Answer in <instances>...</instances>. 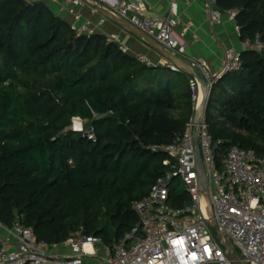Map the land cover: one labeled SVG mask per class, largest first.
<instances>
[{
  "label": "trees",
  "instance_id": "16d2710c",
  "mask_svg": "<svg viewBox=\"0 0 264 264\" xmlns=\"http://www.w3.org/2000/svg\"><path fill=\"white\" fill-rule=\"evenodd\" d=\"M217 7L240 11L241 41L264 44V0ZM241 59L212 88L206 123L221 152L263 157L264 49ZM191 80L101 34L78 36L45 2L0 0V222L20 220L48 244L81 230L124 239L140 223L134 204L166 173V156L149 147L171 144L194 116ZM75 119L96 141L70 130Z\"/></svg>",
  "mask_w": 264,
  "mask_h": 264
},
{
  "label": "built area",
  "instance_id": "2783aa9c",
  "mask_svg": "<svg viewBox=\"0 0 264 264\" xmlns=\"http://www.w3.org/2000/svg\"><path fill=\"white\" fill-rule=\"evenodd\" d=\"M25 1L30 5L56 4L58 16L70 17L71 28L78 36L94 35L109 23V16L100 11L104 10L138 28L175 55L183 38L192 30V26L179 17L176 3L171 4L167 14H160L154 12L146 0ZM86 9L100 14L97 22L84 17ZM206 13L212 25H219L226 17L241 37L238 9L222 11L217 7V0H210ZM106 38L130 54V48L120 35ZM241 44V52L226 50L218 71H213L205 62H192V67L209 88L212 89L223 76L241 69L242 52L264 49L259 37ZM137 58L147 66L158 65L145 56ZM162 65L179 70L168 60ZM190 86L195 115L201 88L193 77ZM193 131L194 116L186 132L171 144L149 147L166 156L163 161L166 173L145 199L134 204L140 223L124 239L106 244L81 230L61 244H48L40 241L34 229L24 226L20 220L12 226L0 222V264H233L214 239L206 218L196 170ZM85 135L96 141L92 130ZM199 144L220 233L246 264H264V156L238 145L221 152L222 141L214 140L206 120L200 126ZM178 190L181 196H174ZM181 202L183 204L179 205Z\"/></svg>",
  "mask_w": 264,
  "mask_h": 264
},
{
  "label": "crops",
  "instance_id": "0c3cea01",
  "mask_svg": "<svg viewBox=\"0 0 264 264\" xmlns=\"http://www.w3.org/2000/svg\"><path fill=\"white\" fill-rule=\"evenodd\" d=\"M209 1L146 0L153 11L160 14H167L171 8V4L176 3L178 5L179 17L183 23L192 26L191 32L187 33L183 38L176 56L190 65L194 61L205 62L213 71H218L226 50L234 49L241 52L242 41L236 34L234 25L226 17L222 18L219 25H212L210 23L209 15L206 13V5ZM84 17L97 22L100 14L92 13L90 9H86ZM62 18L69 23L72 21L66 15H62ZM96 34H101L105 37L120 35L123 42L130 48L132 56H145L153 64L162 65L163 61L167 60L152 49L144 39L115 21L110 20Z\"/></svg>",
  "mask_w": 264,
  "mask_h": 264
},
{
  "label": "water",
  "instance_id": "95a60500",
  "mask_svg": "<svg viewBox=\"0 0 264 264\" xmlns=\"http://www.w3.org/2000/svg\"><path fill=\"white\" fill-rule=\"evenodd\" d=\"M102 13L109 16L112 21L117 22L118 24L128 28L132 31L135 35L137 34L139 37L144 39L152 49L157 51L161 56L166 58L170 63H172L175 67H177L182 72L188 74L189 76L193 77L198 81L201 88V96H200V103L194 115V145H195V158H196V170L197 176L199 181V190L203 200L204 211L206 214V218L209 223V227L213 233L214 239L219 244V246L224 251L226 257L233 263V264H246L232 249L229 243L224 239L222 234L220 233L217 223L214 219L213 209L209 197V189H208V180L206 171L203 165L202 154L200 150L199 144V130L200 126L206 120V113L209 107V104L212 99L213 89L209 88L206 81L202 78V76L192 67V65L185 63L175 54L167 51L160 43L156 40L139 30L138 28L132 26L128 22L121 20L115 17L113 14L108 13L104 10H100ZM91 123L86 124V128H89ZM87 136V135H85Z\"/></svg>",
  "mask_w": 264,
  "mask_h": 264
},
{
  "label": "rangeland",
  "instance_id": "374dc122",
  "mask_svg": "<svg viewBox=\"0 0 264 264\" xmlns=\"http://www.w3.org/2000/svg\"><path fill=\"white\" fill-rule=\"evenodd\" d=\"M61 1V0H60ZM49 8H50V10L55 14V15H57L58 16V12H57V8H58V6L56 5V4H52V3H50V5H49ZM60 17H62V16H60ZM86 122H84V121H79V120H77V119H75L74 121H73V124H72V126H71V128H70V130L71 131H73V132H75V133H83V132H85V130H86ZM88 132V131H87ZM86 133V132H85ZM230 243V245H232L231 244V242H229ZM235 252H236V254L238 255V256H240L241 257V254L237 251V250H235Z\"/></svg>",
  "mask_w": 264,
  "mask_h": 264
}]
</instances>
